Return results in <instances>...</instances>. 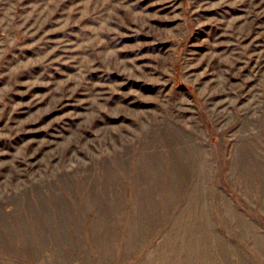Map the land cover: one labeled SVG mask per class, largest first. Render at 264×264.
I'll list each match as a JSON object with an SVG mask.
<instances>
[{
    "label": "rangeland",
    "instance_id": "1",
    "mask_svg": "<svg viewBox=\"0 0 264 264\" xmlns=\"http://www.w3.org/2000/svg\"><path fill=\"white\" fill-rule=\"evenodd\" d=\"M0 264H264V0H0Z\"/></svg>",
    "mask_w": 264,
    "mask_h": 264
}]
</instances>
